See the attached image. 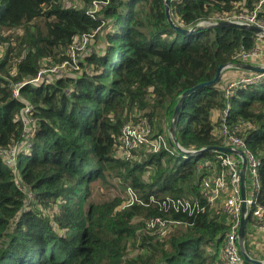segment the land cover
Instances as JSON below:
<instances>
[{
    "label": "trees",
    "instance_id": "16d2710c",
    "mask_svg": "<svg viewBox=\"0 0 264 264\" xmlns=\"http://www.w3.org/2000/svg\"><path fill=\"white\" fill-rule=\"evenodd\" d=\"M261 1L171 0L177 26L205 23L184 35L169 21L165 0H0V264H222L230 221L221 210L224 199L211 208L201 185L221 171L201 166L219 151L185 156L170 129L183 93L232 65L218 82L185 97L176 139L192 151L223 146L216 127L226 111L229 132L251 142L261 160L264 203V72L237 85L232 96L224 82L228 70L248 73L234 67L242 63L234 56L251 52L257 34L211 24L254 11L264 20ZM95 2L102 6L92 14ZM91 34L94 45L79 57L76 75L34 81L43 65L69 60L74 41ZM19 82L25 84L15 96ZM143 117L153 127L157 118L153 137L165 136L170 150L143 146L126 158L123 128ZM105 186L107 198H96L94 189ZM246 187L250 193L248 176ZM129 190L144 204H130ZM196 197L203 211L163 205L167 198ZM154 217L178 224L161 237L147 230ZM247 217L245 250L256 258V229ZM242 264L252 263L243 258Z\"/></svg>",
    "mask_w": 264,
    "mask_h": 264
},
{
    "label": "built area",
    "instance_id": "2783aa9c",
    "mask_svg": "<svg viewBox=\"0 0 264 264\" xmlns=\"http://www.w3.org/2000/svg\"><path fill=\"white\" fill-rule=\"evenodd\" d=\"M264 0L261 1L259 8L261 7ZM94 4H99L95 2ZM93 6V4H92ZM97 12V11H96ZM95 12V13H96ZM95 14L94 12H91ZM240 23L254 24L264 28V20L259 19L257 16V11H254L248 15H238L234 19H228ZM94 36L84 35L77 38L70 47L69 60L62 62L60 65L53 66L49 69L51 72L60 71V68L68 67V64L76 65L77 51L76 49H82L87 45L88 37ZM258 44L254 47L251 52L241 50L239 54L234 56V59H240L242 62H248L254 56L258 57L264 54V36L257 34ZM232 67V66H231ZM230 68V67H228ZM41 72L34 81H38ZM261 74L259 72L245 73L240 79L231 82L227 87L228 96H232V89L241 83H251L261 79ZM25 82H19L14 84L13 92L15 96L19 95L20 87L23 86ZM31 107H28L25 112L29 113ZM227 112L221 113L222 124L220 126L221 134L223 137V146L227 144L234 148L240 149L246 155L248 159L247 165V176L249 174L251 180V191L247 193V215H250L254 228L264 229V203L259 198V192L261 190V179H260V166L261 160L255 156L249 147L247 141L236 135L229 132V127L225 123V117ZM136 127L131 124H126L123 128L121 136V152L126 158L133 156V151L138 150L143 146H149L154 151H159L162 147L167 150L169 149V144L165 136L158 135L157 137H150V129L146 127ZM218 152V151H217ZM14 154L12 153V158L14 159ZM215 161L211 162L210 160L204 159V163L201 166H205L213 169V167L219 165L222 169L217 172L214 169V173L208 175L202 179V197L205 199L206 203L213 208L218 206L220 199H224L221 210L225 213L230 221V229L224 240V246L220 251V259L222 264H242L243 256L240 252V243H239V229L242 213V198H241V164L242 160L240 157L219 152L214 157ZM129 202H138L144 204L143 200L139 198L135 192L129 190ZM153 199V196L151 197ZM163 205H168L175 211L183 212H193L195 210H204L205 205L202 201L196 198H177L171 199L167 198L163 202ZM178 224L177 221L170 219H164L162 217L150 218L147 221V228L159 236H164L170 230L171 226Z\"/></svg>",
    "mask_w": 264,
    "mask_h": 264
},
{
    "label": "water",
    "instance_id": "95a60500",
    "mask_svg": "<svg viewBox=\"0 0 264 264\" xmlns=\"http://www.w3.org/2000/svg\"><path fill=\"white\" fill-rule=\"evenodd\" d=\"M170 5H171V0H165L167 17L177 32L184 34V35H190V34L195 33L196 31H198L199 29H202L205 27V23H203V22H200L198 25H196L192 28H182L180 26H177L174 23V21L172 20L171 13H170ZM211 24L216 25V26H223V27H234V28H239V29H247V30L254 32L255 34H259V35L264 36V28H262L258 25H254V24L240 23V22H236V21H232V20H223V21H219L217 23L211 22ZM231 66L232 65H221V66H219L217 75L212 81L202 83V84L196 86L195 88L188 90V91H185L183 93L180 102L176 106L170 132H171L172 143H174V145L178 148V150L185 156H197L203 152L219 151V152H223V153H229V154H232V155H235V156H238L241 158L242 164H241L240 176H241L242 213H241V221H240V229H239L240 252H241L243 258L246 261H248L249 263L264 264V261L252 258L245 250V240H246V236H247V223H248L247 187H246L248 159H247L246 155L243 153L242 150L234 148L232 146H209L206 148H202L201 150H198V151L186 150L185 148H183L178 143V141L176 139V124L179 120L178 112L180 110L181 103L183 102L185 97L187 95H189L190 93L194 92L198 88H201L203 86L212 85V84H215L216 82H218L221 79L222 72ZM234 67H239V68H242L244 70L252 71V72H259V73L264 72V67L253 66L252 64L247 63V62H242V63L236 64V65H234Z\"/></svg>",
    "mask_w": 264,
    "mask_h": 264
},
{
    "label": "rangeland",
    "instance_id": "374dc122",
    "mask_svg": "<svg viewBox=\"0 0 264 264\" xmlns=\"http://www.w3.org/2000/svg\"><path fill=\"white\" fill-rule=\"evenodd\" d=\"M101 6L102 4L99 3V4H93V6H90L88 7L89 9V12H96V11H100L101 10ZM207 24V23H206ZM88 41H87V45L82 48V49H76L77 51V57H76V61L79 60V57L80 56H83L85 54V52H88L90 51L91 49V46L94 45V40H93V36L91 37H88L87 38ZM80 51V53H78ZM0 54H1V51H0ZM82 58V57H81ZM247 63H250L252 64L253 66H261V67H264V54H262L261 56H254L250 61H248ZM56 66V65H55ZM53 67V66H52ZM41 75L39 77V81H45V80H49V81H52V80H55L57 75L56 74H69V75H76L77 72H79V68L77 65H73V64H68V67H65V68H60V71H57V72H50L49 71V68L45 65H43V68L41 70ZM250 71H248L249 73ZM243 71H237V70H228L224 76V82L225 84L229 85L231 82L237 80L238 78L240 79L243 75ZM26 113V112H25ZM133 116L134 117H140L141 114L139 112H135L133 113ZM25 120H26V124H27V127L29 126H32V122L31 120L29 119V116L25 115ZM218 117V114L215 115V118ZM161 122V121H160ZM128 124H131V125H134L136 127H145V128H141V129H144L146 131V127H149L150 129V137H153L156 132H158V121H157V118L155 119V124H154V127L153 125L148 121V118L147 117H143L141 118V120H139L137 123H134L133 119H131L130 122H128ZM217 132L218 134L220 135L219 137L222 136L221 134V129H220V126H217ZM226 146H229L228 144ZM149 147V146H148ZM249 147H251V142L249 143ZM151 148V147H149ZM121 151V149H120ZM122 153V152H120ZM7 159L9 158L8 156H6ZM14 157H15V154H14ZM9 162L10 164H13L15 163V160L12 158L9 159ZM250 183V176L248 174V184ZM107 186H105L104 188L103 187H100L99 189H94V196L96 198H107V196L109 195V191L107 189H105ZM113 193H118L117 192H113ZM147 230H149L147 228ZM150 231V230H149ZM257 237H259V235H253L252 238L253 240H255Z\"/></svg>",
    "mask_w": 264,
    "mask_h": 264
},
{
    "label": "crops",
    "instance_id": "0c3cea01",
    "mask_svg": "<svg viewBox=\"0 0 264 264\" xmlns=\"http://www.w3.org/2000/svg\"><path fill=\"white\" fill-rule=\"evenodd\" d=\"M249 231H252V228H250ZM256 234L259 235V237H257L255 240L252 238L251 240V244L253 246L252 252L256 257L255 259L264 261V229H256L254 235Z\"/></svg>",
    "mask_w": 264,
    "mask_h": 264
}]
</instances>
